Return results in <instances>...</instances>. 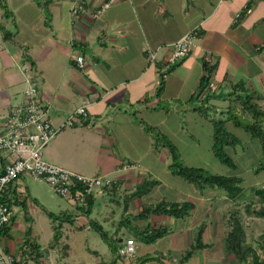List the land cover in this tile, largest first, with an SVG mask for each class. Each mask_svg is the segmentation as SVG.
<instances>
[{
    "label": "crops",
    "instance_id": "crops-1",
    "mask_svg": "<svg viewBox=\"0 0 264 264\" xmlns=\"http://www.w3.org/2000/svg\"><path fill=\"white\" fill-rule=\"evenodd\" d=\"M103 1L86 0L84 10L77 15L71 13V0L20 1L9 13L0 7V116L22 100L29 76L37 78L39 100L55 123L88 100L87 118L61 130L45 146L43 157L78 173L114 179L112 187L96 193L88 213L82 206L61 198L67 206L57 203L60 217L55 225L61 224L58 243L64 242L70 248L64 241L70 238L64 231L67 223L74 239L81 237L80 231L88 236L93 225H99L116 246L127 238L135 241V262L151 256L156 258L142 264H179L180 256L195 243L197 229L203 224L202 241L206 246L194 251L183 264H229V256L234 255L224 250L227 228L219 240L214 238L223 226L219 229L220 225L212 222L214 195L204 193L211 189L200 192L193 184L172 175L167 168V148H155L153 137L144 131L140 121L156 127L166 137L174 127L176 133L194 143V129L204 124L212 126L194 109L205 93L196 102L192 99L205 74V62L215 66L211 81L216 95L223 85L230 92L236 83L247 90L264 92V0H116L94 18L93 11ZM10 26L12 30L7 29ZM190 31L195 35L192 52L160 78L157 68L169 54L170 43ZM151 52L156 53L154 61L150 60ZM79 55L83 57V67L78 66ZM213 99L207 106L214 105ZM13 157L8 151H0V170ZM147 179L156 183L145 194L129 199L130 193ZM164 180L169 193L162 199L189 201L194 208L186 217L177 218L181 222L178 229L157 223V217L167 215L137 218L131 236L129 216L135 217L143 206L162 200L145 202ZM36 181L45 182L21 176L5 189L3 197L11 204L13 216L0 239L15 259L26 255L25 264H46V259L52 264L53 258L45 247L52 243L53 235L43 246L31 234L34 225L38 234L41 232L40 221L48 211L33 207L35 215L27 214L25 199L31 204L32 201L17 194L27 192L25 185ZM115 195L123 196V207L114 214L100 203L113 201L110 196ZM17 206L24 209L25 226L32 223V227L28 226L30 232L27 228L20 236L24 239L21 245L11 234ZM63 217L70 220L63 221ZM106 223L113 228L105 229ZM152 226H165L168 233L153 243L142 241L134 233L137 228ZM50 227L53 230L52 221ZM125 232L128 234L124 237ZM216 242H222V251L215 250ZM118 264L126 262L119 259Z\"/></svg>",
    "mask_w": 264,
    "mask_h": 264
},
{
    "label": "rangeland",
    "instance_id": "rangeland-1",
    "mask_svg": "<svg viewBox=\"0 0 264 264\" xmlns=\"http://www.w3.org/2000/svg\"><path fill=\"white\" fill-rule=\"evenodd\" d=\"M6 6L5 10L8 11V13L13 10L16 3L20 1H34V0H5ZM15 13V11L13 12ZM7 29L12 30V26L7 27ZM262 83H264L262 81ZM262 85V84H261ZM219 95L217 98L213 99L211 104V111L209 113V116L207 118V122L211 123V119L213 118H226L228 115V109L229 107L232 108L230 113H233L236 111L238 114H242L243 117H248V115L241 109L240 104L233 102L232 99L234 98V95H232L229 92V88L225 85H223L221 88L218 89ZM185 104V103H182ZM188 104V103H187ZM259 104L264 107V100L259 101ZM236 109V110H235ZM227 130L231 131L235 135H237L241 140V145L238 146L236 149L227 148L226 151L228 154L232 157L234 163L236 164V168H231L229 166H226L222 163H220L212 154L211 152V143H212V134H211V128L210 124H204L200 129H194L196 132L195 135V142L192 143L191 141H188L185 137L180 136L178 133H176V129L173 127L171 129V133L167 136V138L173 142L175 147L177 148V152L180 155L181 160L188 166L197 167V168H203L206 170V172L211 174H221L226 176H232L237 175L242 177L243 179V194L238 201L237 204L234 205L233 202H230V200L225 199V195L222 194L221 191L214 190L213 192L211 190H207L204 193H212L214 195L212 199L213 202V213H212V222L219 224V229L214 234L215 240H219L221 236L224 234L225 229L227 226L224 225L223 221H227V218L230 214V210L232 207H237L239 210V215L241 216L242 222L244 226L247 229V240L251 241V238L258 239V236L261 235L264 231V217H258L256 216L252 211V213H247L245 206L248 203H251V209H258L263 205L262 202L259 201L258 195L254 193V189L256 188H262L264 187V172L258 173L255 175L254 170L257 166V163L261 160L262 154H261V148L259 141L257 138L253 137L245 132L243 129L235 127L232 123V120L227 121L225 123ZM191 132V130L189 131ZM168 161V160H167ZM170 162V160H169ZM161 171H158V174H160ZM180 179V178H178ZM182 179V178H181ZM183 180V179H182ZM181 180V181H182ZM164 180L163 183L155 187L152 192L150 193L149 197L145 199V202H151L153 200H159L167 196L169 193V187L167 186L168 183ZM167 184V185H166ZM191 185V184H190ZM25 188L27 192L17 193L19 196H28L32 204L29 202L28 199H25L26 203L23 205L25 207V210L21 206L16 207V213L15 218L13 222V227L11 234L13 236V239L19 240V245H21L24 241V239H21V235L24 234V230L28 228V226H31L32 223H28V226L26 227V222H24L23 213L24 210L27 214H33V207H40L44 211H52L54 213H58L57 210V203H63L67 206V204L64 202L65 200H62L59 198V196L56 195V193L51 189L49 185H47L45 182H35V183H29L28 185H25ZM37 195H40L42 197H37ZM206 195V194H205ZM211 195V196H212ZM18 196V197H19ZM35 197V198H34ZM37 197V198H36ZM111 199L114 201H106L101 202L100 205L106 204V207L112 211L114 214L119 213L122 210L123 207V196H110ZM36 200V201H35ZM42 200V201H41ZM35 201V203L33 202ZM117 201H120L118 203ZM35 205V206H34ZM69 210H71L70 207H68ZM36 209V208H35ZM42 210V211H43ZM71 212V211H70ZM43 213V212H42ZM74 212H71L73 215ZM44 217V220L41 222V232H37V227L34 225L31 230L32 235H36L35 238L38 242H40L43 246L46 245L47 241L52 238L53 230L51 229V220L48 218L47 215H42ZM130 223L128 224L129 231L131 236L133 235V228L135 227V219L133 216H129ZM49 219V220H48ZM161 219V220H160ZM157 223H160L162 225H167L169 227H175L174 229H178L180 225V220H177L175 217L171 216H161L156 218ZM156 223V224H157ZM104 228H113L111 227L110 223L104 224ZM64 231L67 232V235L72 237V239L68 238V240H64L65 242H68L70 248L66 249V252L68 256L64 259H62V250H59V248L64 244V242L59 243V245L52 241V245H48L45 247L46 251L49 253L52 260V264H107L110 262L112 258L116 257V250L112 248H116V244H112L113 246H109L107 244V241L109 239H104L100 237L99 233L95 231V229H92L90 231V234L88 236H85V231H80V236L77 237V239L73 238V233H71L70 225L67 223V230ZM69 229V230H68ZM128 233H124L127 235ZM137 237V236H136ZM31 238V237H29ZM139 238V237H137ZM32 239V238H31ZM30 240V239H29ZM33 240V239H32ZM31 240V241H32ZM111 241V240H110ZM113 242V241H112ZM67 245V244H65ZM223 246L222 242H216L215 243V250L216 251H222ZM223 255V253H222ZM264 255V253H263ZM119 259H121L119 257ZM119 259L116 260L117 264L119 263ZM115 262V263H116ZM46 264L48 263V259L45 260ZM229 264H238V261L235 259L234 256H229Z\"/></svg>",
    "mask_w": 264,
    "mask_h": 264
},
{
    "label": "trees",
    "instance_id": "trees-1",
    "mask_svg": "<svg viewBox=\"0 0 264 264\" xmlns=\"http://www.w3.org/2000/svg\"><path fill=\"white\" fill-rule=\"evenodd\" d=\"M249 3L247 4V6ZM0 7L4 10L5 0H0ZM247 9V7H246ZM3 30V38H6V33ZM205 74L200 79V84L198 86L196 95L192 97L194 102L199 96L204 92L201 102L194 106V109L199 113L200 116L208 118L211 111V107L207 106V103L212 98H217L218 95L215 94L213 89H209L208 85L211 81V76L214 71L215 66L209 65L206 62L203 64ZM163 82L160 83L158 91L161 89ZM230 93L234 95L232 99L233 102L240 104L241 109L248 115V117H243L242 114H238L236 111L230 113L232 108L229 107L228 115L226 118H213L212 126V143L211 152L213 156L222 164L229 166L231 168H236L232 157L226 151L227 148L236 149L241 145L240 138L227 130L225 123L232 120L235 127L243 129L245 132L249 133L252 138L255 137L259 141L260 150L262 154L261 160L257 163L254 170L255 175L264 172V107L259 104V101L264 100V92L257 90H247L242 84L236 83L231 85ZM144 131L149 133L154 140L155 148L160 146L166 147L169 152L170 162L167 165L169 172L178 176L185 181L193 184L198 191L204 192L207 189L221 191L225 195L227 200L233 202L234 205L237 201L243 197V179L240 176L232 175L226 176L221 174H211L206 172L203 168H197L186 165L180 158L177 148L164 134H162L156 127L151 126L147 123L140 121ZM155 180H143L135 189L134 192L130 193L129 199L133 197L140 196L149 191L151 186L155 184ZM254 193L258 195L259 201L263 203L258 209H251V203L245 206L246 212L254 213L258 217H264V187L254 189ZM3 200L6 198L2 197ZM93 196L87 198L86 204L82 207L83 212H90L92 206ZM8 201V200H6ZM23 202V201H22ZM10 204V203H9ZM194 208L193 203L189 201H167L160 200L152 206H143L140 212L134 217V219H147L151 215H167L175 218H183L189 215L190 211ZM252 211V212H251ZM47 216L53 222V241L56 245L61 238L60 225H55V221L59 219V215L48 211ZM64 216V215H63ZM70 220L68 217H63V221ZM61 223V221H60ZM226 232L223 237V246L227 254H233L238 261V264H264V231L258 236V239L251 238V241L247 240V229L244 226L241 216L239 215V210L237 207H232L230 214L226 221ZM8 225L4 226L0 230V238L3 233H7ZM93 229L99 233L100 237L104 239L108 238V233L104 231L99 225H93ZM204 230L203 224H200L195 238V243L190 246L179 258V264L186 262L191 254L205 247L206 245L202 241V233ZM30 232V227L27 229V233ZM134 233L141 237L142 241L146 243H153L157 239L163 237L168 233V229L165 226L159 227H146L144 229L137 228ZM111 240V239H110ZM107 241L109 246H113V240ZM113 241V242H112ZM117 241V240H116ZM49 245H52L50 243ZM67 245H62L59 250H62L63 257L66 256ZM114 247V246H113ZM120 244L116 246V257L113 258L107 264H115L116 260L119 259L118 249ZM156 257L146 256L137 260L134 264H142L147 260L154 259Z\"/></svg>",
    "mask_w": 264,
    "mask_h": 264
},
{
    "label": "built area",
    "instance_id": "built-area-1",
    "mask_svg": "<svg viewBox=\"0 0 264 264\" xmlns=\"http://www.w3.org/2000/svg\"><path fill=\"white\" fill-rule=\"evenodd\" d=\"M85 1L71 0V13L77 15L82 12ZM115 1H103L93 11V17L98 18ZM194 40L195 35L190 31L170 43L169 54L157 68L160 78H165L172 65L192 52ZM155 59L156 53L151 52L150 60ZM76 60L78 66L83 67V57L79 55ZM208 88L215 89L214 82L210 81ZM88 103L86 100L62 121L55 123L39 100L37 78L29 76L25 79L22 100L0 116V151H8L14 156L0 170V230L10 223L13 216L11 204L2 199L3 193L21 176L44 180L57 196L78 206H84L88 197H94L102 189L112 187L114 179L108 175H85L51 163L43 157V149L61 130L81 124L87 118ZM135 253V241L132 238H127L118 249L119 257L126 264H134ZM26 259V255L15 259L6 251L0 239V264H25Z\"/></svg>",
    "mask_w": 264,
    "mask_h": 264
}]
</instances>
